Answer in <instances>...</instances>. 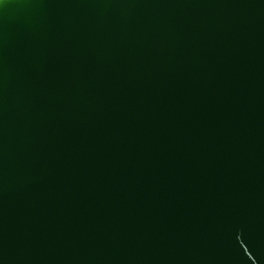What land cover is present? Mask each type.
<instances>
[{"label": "water", "instance_id": "water-1", "mask_svg": "<svg viewBox=\"0 0 264 264\" xmlns=\"http://www.w3.org/2000/svg\"><path fill=\"white\" fill-rule=\"evenodd\" d=\"M0 264H264V0H0Z\"/></svg>", "mask_w": 264, "mask_h": 264}]
</instances>
